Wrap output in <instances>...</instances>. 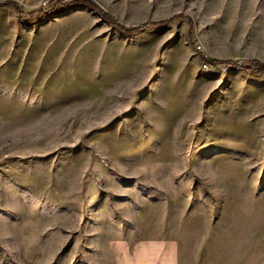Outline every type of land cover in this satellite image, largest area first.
<instances>
[{
	"label": "rangeland",
	"instance_id": "374dc122",
	"mask_svg": "<svg viewBox=\"0 0 264 264\" xmlns=\"http://www.w3.org/2000/svg\"><path fill=\"white\" fill-rule=\"evenodd\" d=\"M76 1L0 0V264H264V0Z\"/></svg>",
	"mask_w": 264,
	"mask_h": 264
},
{
	"label": "trees",
	"instance_id": "16d2710c",
	"mask_svg": "<svg viewBox=\"0 0 264 264\" xmlns=\"http://www.w3.org/2000/svg\"><path fill=\"white\" fill-rule=\"evenodd\" d=\"M75 6H82L86 7L87 9L94 12L97 16H99L101 19H103L112 29H114L117 32H120L127 36H137L141 33H143L146 30L149 29H157V28H167L169 25L172 24L173 20H170L168 22H161V23H147L144 25H141L138 28H125L122 25H120L117 20L111 16L110 14L104 12L102 9H100L93 1L90 0H79L73 3H60L57 6L58 13H63ZM47 14L45 13H34L30 14L26 20L21 21L23 23H26L25 25H34L36 23H39L42 21ZM213 65H224L227 69H236V70H242L244 72H247L248 74L254 76V77H263L264 78V63H261L259 61L252 62L249 66L242 68L241 66H238L234 62H221V61H213Z\"/></svg>",
	"mask_w": 264,
	"mask_h": 264
}]
</instances>
